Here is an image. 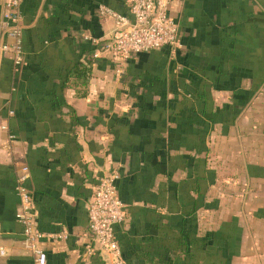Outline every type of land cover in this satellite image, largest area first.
<instances>
[{
	"label": "crops",
	"instance_id": "crops-1",
	"mask_svg": "<svg viewBox=\"0 0 264 264\" xmlns=\"http://www.w3.org/2000/svg\"><path fill=\"white\" fill-rule=\"evenodd\" d=\"M100 6L128 13L21 0V64L0 51V264H36L16 219L24 166L45 264H109L87 206L114 171L127 264H264V0H170L181 47L123 61L99 49L115 30ZM78 63L84 98L64 86Z\"/></svg>",
	"mask_w": 264,
	"mask_h": 264
},
{
	"label": "built area",
	"instance_id": "built-area-1",
	"mask_svg": "<svg viewBox=\"0 0 264 264\" xmlns=\"http://www.w3.org/2000/svg\"><path fill=\"white\" fill-rule=\"evenodd\" d=\"M128 13L122 14L106 6H100L101 15L111 17L115 23L113 34L99 44L100 50L112 51L123 61L133 53L149 52L168 48L175 51L181 47L178 25L169 12L170 0H126ZM21 0H5L0 19V28L6 31V36L12 41H0V51L12 53L13 65L18 67L22 62V33L20 27ZM121 75L122 69L118 71ZM13 114L12 110L8 111ZM6 129V125H1ZM13 137V135H11ZM28 168L22 167L17 177L16 194L19 207L16 219L21 223L24 243L35 257L36 264H45L47 255L36 245L42 238L31 220V198L26 187ZM119 175L116 171L99 176L93 186L92 195L87 206L88 232L93 242V249L107 257L109 264H127L122 255L120 243L115 228L125 218V205L120 199L116 181ZM63 238L65 235H57ZM0 254H4L0 248Z\"/></svg>",
	"mask_w": 264,
	"mask_h": 264
},
{
	"label": "trees",
	"instance_id": "trees-1",
	"mask_svg": "<svg viewBox=\"0 0 264 264\" xmlns=\"http://www.w3.org/2000/svg\"><path fill=\"white\" fill-rule=\"evenodd\" d=\"M90 66L88 64H76L69 72L65 82V87L73 88L75 96L78 98L86 97L88 93V77Z\"/></svg>",
	"mask_w": 264,
	"mask_h": 264
}]
</instances>
